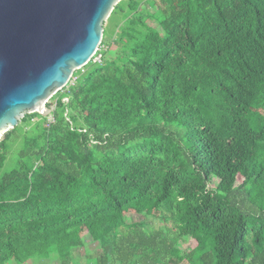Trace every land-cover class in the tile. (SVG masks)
<instances>
[{"label": "trees", "instance_id": "16d2710c", "mask_svg": "<svg viewBox=\"0 0 264 264\" xmlns=\"http://www.w3.org/2000/svg\"><path fill=\"white\" fill-rule=\"evenodd\" d=\"M101 46L0 140V264H264V0H121Z\"/></svg>", "mask_w": 264, "mask_h": 264}, {"label": "water", "instance_id": "95a60500", "mask_svg": "<svg viewBox=\"0 0 264 264\" xmlns=\"http://www.w3.org/2000/svg\"><path fill=\"white\" fill-rule=\"evenodd\" d=\"M121 0H0V140L87 65Z\"/></svg>", "mask_w": 264, "mask_h": 264}, {"label": "rangeland", "instance_id": "374dc122", "mask_svg": "<svg viewBox=\"0 0 264 264\" xmlns=\"http://www.w3.org/2000/svg\"><path fill=\"white\" fill-rule=\"evenodd\" d=\"M108 40H111V37L110 38H108ZM112 48V47H111ZM104 49H109V47L108 46H105L104 47ZM77 71V70H76ZM75 71V72H76ZM50 101H52V99L50 100ZM49 101V102H50ZM49 110L51 109V107L50 108H48ZM46 111H48V110H46ZM48 113V112H47ZM126 218H127V220H128V222L130 223L132 220H147V221H149V223L153 226V227H156V226H158L159 225V220L158 219H153V218H148V217H146L145 216V213H144V206L143 205H140L139 206V208H137L136 209V211L135 210H128L127 212H126ZM85 231H86V229L85 228H82L80 231H79V234L81 235V236H86L85 235ZM86 239V238H85ZM87 240V239H86ZM181 245H182V247H183V249L184 250H191V249H193L196 245H197V240L195 239V238H191V239H189L187 242H181ZM95 248H97V244L96 243H92V242H90V243H88L87 245H86V247H83V248H80V249H77V251H76V253L78 254V255H81L83 258H85V254L86 253H88V251H90V253L91 254H93L94 252H95ZM46 262V264H48L47 262L48 261H45ZM9 264H17L16 262H11V263H9ZM50 264V263H49Z\"/></svg>", "mask_w": 264, "mask_h": 264}, {"label": "built area", "instance_id": "2783aa9c", "mask_svg": "<svg viewBox=\"0 0 264 264\" xmlns=\"http://www.w3.org/2000/svg\"><path fill=\"white\" fill-rule=\"evenodd\" d=\"M104 47H105V46H101V44H100L98 50L96 51L95 55L93 56V58H92L91 60H93L94 62L102 63V61H103V51H104V50H108V49H104ZM76 82H77V77L74 76V74H73V75L71 76V78L69 79V82H68V84L65 86V88H69V86H73V85H75ZM57 92H58V91H57ZM57 92H56V93H57ZM56 93H55V94H56ZM55 94H54V95H55ZM54 95H53V96H54ZM53 96H52V97H53ZM52 97H51L49 100H47L46 103H45V107H44V110H43L44 114H50V113L55 109V105L52 106L50 110L48 109V106H47V104H48L49 101L52 99ZM63 101H64V102H68V101H69V98H68V97H65V98L63 99ZM46 110H48V111H46ZM47 112H48V113H47ZM65 115H66V116L68 115V111L65 113ZM53 121H54V118H53L52 116H50V117H49V122H53Z\"/></svg>", "mask_w": 264, "mask_h": 264}]
</instances>
